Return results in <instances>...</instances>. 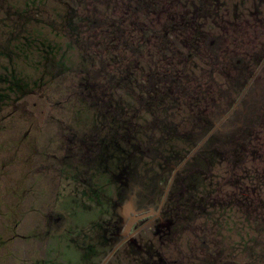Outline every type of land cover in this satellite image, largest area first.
<instances>
[{
  "label": "rangeland",
  "instance_id": "rangeland-1",
  "mask_svg": "<svg viewBox=\"0 0 264 264\" xmlns=\"http://www.w3.org/2000/svg\"><path fill=\"white\" fill-rule=\"evenodd\" d=\"M128 4L0 0V264H264V0Z\"/></svg>",
  "mask_w": 264,
  "mask_h": 264
},
{
  "label": "flooded vegetation",
  "instance_id": "flooded-vegetation-1",
  "mask_svg": "<svg viewBox=\"0 0 264 264\" xmlns=\"http://www.w3.org/2000/svg\"><path fill=\"white\" fill-rule=\"evenodd\" d=\"M115 4H116V7H118L117 6V4H119L120 6H121V4L123 3V4H125V3H129L128 5V7H127V9L129 10V12H130V7H132V0H112ZM128 10H126V12H128ZM125 12V13H126ZM133 12L134 11H131L130 12V14L129 15H124V19H134V17H133ZM234 14H237V15H235L234 17L235 18H238L239 17V15H238V13L236 12H234ZM141 16H143V11H142V14H141ZM141 16H139V17H141ZM135 17H137V16H135ZM198 17H199V15H198ZM191 18V19H195V22L197 21L196 19H199V18ZM222 17H223V19H228V16H223L222 15ZM138 18V17H137ZM213 18V15H211V19ZM229 22V21H228ZM226 25H224L223 24V27H225ZM222 31V30H221ZM198 43L196 42V37L195 36H193L192 37V41H191V46H194V51H193V53L191 52V56H194V54H196V52H197V50L199 49V47H198V45H197ZM214 57H213V55L212 54H210L209 55V59L207 60V61H209L210 63V65H208V67H209V70L208 71H206L207 69H205V68H203V70H200V69H195V68H199V67H201L200 66V63H198V62H196V61H194V64H193V66L191 67L192 69L190 70V72L192 73V75H193V80L194 81H196V86H197V91H201L202 89H204V85L205 84H207V83H209L205 78L206 77H211L212 76V74L214 73V71L216 70V64H213V59ZM195 58H193V60H194ZM202 68V67H201ZM201 72V73H200ZM202 73H206L207 74V76H206V74L204 75V74H202ZM211 73V74H210ZM206 76V77H205ZM201 78H204L206 81H205V84L204 85H202V80H201ZM182 89H179V91H181ZM77 155V158H80L81 156V154L80 153H77L76 154ZM67 156H69V154L67 153ZM82 161V160H81ZM65 163H68V162H65ZM88 173V172H87ZM128 208L126 207V209H125V216H123L124 218L126 217L127 219H126V223H125V225H124V227H123V231H122V233H121V240L119 241V243H118V245H117V247L112 251V253L115 251V250H117L118 249V246H120V245H122L123 243H124V240H127L128 238H130L131 236H132V234L133 233H135L136 231H137V229L135 228V226H136V224L139 222V221H141V220H144V219H147V220H154V219H156L157 220V217H159L160 218V212L157 210V211H155L154 209L153 210H147V211H137V210H131V211H128L127 210ZM127 210V211H126ZM52 214H49V216H51ZM133 216H142L141 218H139V219H136V220H134V222L129 226V223H130V221H131V217H133ZM52 217V216H51ZM57 222V221H56ZM50 228H52L51 227V225L49 224L48 225ZM117 227V226H116ZM129 227V229L127 230V228ZM47 232H49V231H47ZM104 263V262H103Z\"/></svg>",
  "mask_w": 264,
  "mask_h": 264
},
{
  "label": "trees",
  "instance_id": "trees-1",
  "mask_svg": "<svg viewBox=\"0 0 264 264\" xmlns=\"http://www.w3.org/2000/svg\"><path fill=\"white\" fill-rule=\"evenodd\" d=\"M170 60H171V58H170ZM161 61H163V63H165V59H164V57H162V60ZM171 61H173V60H171ZM109 62V61H108ZM110 63H108V65H109ZM158 65H160L161 67H163V64L161 63L160 64V62L159 63H157ZM158 65H156V67L158 66ZM178 68V67H177ZM187 68V67H186ZM163 69V68H162ZM156 71H161V70H159L158 69V67H157V69H156ZM168 71V70H167ZM170 71V70H169ZM173 71H175V72H181V71H185V69H181V68H178V69H174ZM163 75V74H162ZM179 75L180 74H178L176 77H175V80H174V82L176 83L177 81L179 82ZM111 76L112 77H114V73H112L111 74ZM142 77H143V80L141 81L140 80V82H141V84L139 85V87L140 86H142L143 84H144V80H146V78L144 77V75H142ZM158 81H163V79L161 78V80H159L158 79ZM155 88H156V90H155ZM179 89H182L181 91H179V92H176L175 94H172L171 96H168V97H165L164 96V94H163V91H162V89H159V87L158 86H156V87H154V89H151V91H152V93H150V94H147V96H152V100L154 99H156V97H158V98H161L162 99V101H161V103L160 104H162V106H164L165 104H168V106L166 105V107H164L163 109H167V111L170 109V108H172V103L174 102V101H177V100H179L180 102L181 101H185V100H187V101H185L188 105H190V94L192 93L191 92V88H190V86L188 87L186 84L185 85H183L182 87H178V90ZM140 92V91H139ZM180 92L182 93V94H180ZM141 94V96H143V93H140ZM161 96V97H160Z\"/></svg>",
  "mask_w": 264,
  "mask_h": 264
},
{
  "label": "water",
  "instance_id": "water-1",
  "mask_svg": "<svg viewBox=\"0 0 264 264\" xmlns=\"http://www.w3.org/2000/svg\"><path fill=\"white\" fill-rule=\"evenodd\" d=\"M142 216H133V217H131V221H130V223H129V226L134 222V220H136V219H139V218H141ZM129 229V227L127 228V230Z\"/></svg>",
  "mask_w": 264,
  "mask_h": 264
}]
</instances>
